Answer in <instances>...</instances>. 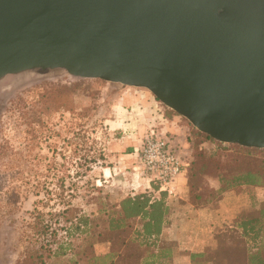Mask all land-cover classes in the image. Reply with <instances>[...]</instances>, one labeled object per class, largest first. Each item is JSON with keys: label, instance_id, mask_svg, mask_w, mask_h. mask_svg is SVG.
Here are the masks:
<instances>
[{"label": "water", "instance_id": "95a60500", "mask_svg": "<svg viewBox=\"0 0 264 264\" xmlns=\"http://www.w3.org/2000/svg\"><path fill=\"white\" fill-rule=\"evenodd\" d=\"M54 70L148 89L212 139L264 149V0H0V82Z\"/></svg>", "mask_w": 264, "mask_h": 264}, {"label": "rangeland", "instance_id": "374dc122", "mask_svg": "<svg viewBox=\"0 0 264 264\" xmlns=\"http://www.w3.org/2000/svg\"><path fill=\"white\" fill-rule=\"evenodd\" d=\"M0 83V264H19L35 247L37 215L51 225L52 213L64 208L71 181L79 185L76 209L92 215L94 229L88 237L67 239L73 250L49 264L108 253L109 214L99 210L114 213L123 199L146 190L138 182L144 177L134 150L150 129L168 132L186 161L193 160L191 141L198 130L148 89L81 79L62 70L11 75ZM138 102L146 105H132ZM200 147L207 156L219 149L212 140ZM86 156L97 157L90 171L82 166ZM115 156L123 159L122 165ZM117 164L120 169L114 172ZM88 180L95 189L87 187ZM207 184L201 191L211 194ZM219 247L207 252L208 262L218 259Z\"/></svg>", "mask_w": 264, "mask_h": 264}, {"label": "trees", "instance_id": "16d2710c", "mask_svg": "<svg viewBox=\"0 0 264 264\" xmlns=\"http://www.w3.org/2000/svg\"><path fill=\"white\" fill-rule=\"evenodd\" d=\"M207 140L218 144V153L205 154L200 146ZM191 142L194 154L186 174L200 205L205 204L201 190L208 178L220 183L215 196L240 186L264 187V149L234 144L227 148L199 131L195 132ZM96 163L97 157L86 156L82 166L88 165L90 171L89 166ZM77 176H81L80 173ZM86 185L95 189L89 180ZM152 185L154 192L129 195L119 203L114 213L99 210L100 213L109 214L110 249L107 254L94 257L83 255L78 261L68 264H166L164 258H159V253L155 252L157 243L148 238L162 232L168 214L165 199L169 194L159 192V187ZM78 186V183L71 181L68 199L61 203L64 208L52 213L54 222L51 225L45 224L41 214L37 215L38 222L33 227L36 238L32 240L35 247L29 248L19 264H49L53 258H64L73 250L72 243L67 239L91 235L94 229L92 215L80 213L74 203ZM237 230L228 229L218 236V259L208 262V253L193 254L192 264H264V204L241 218ZM60 232L66 235L61 236Z\"/></svg>", "mask_w": 264, "mask_h": 264}, {"label": "crops", "instance_id": "0c3cea01", "mask_svg": "<svg viewBox=\"0 0 264 264\" xmlns=\"http://www.w3.org/2000/svg\"><path fill=\"white\" fill-rule=\"evenodd\" d=\"M132 105L141 109L146 104L140 105L138 102ZM167 129L170 132L176 131L173 127ZM117 157L114 160L122 165L123 159ZM118 164L114 172L120 169ZM108 171L112 177V169L109 168ZM207 180L206 186L212 195L203 193L204 205H200L192 193L186 173L179 180L177 196H166L168 214L162 232L148 238L157 243L155 252L159 253V258H164L166 264H192L193 254H204L215 248L218 245V236L223 231L237 230L241 218L264 204V187L240 186L215 196L220 189V183L210 178ZM138 182L145 186V191L154 192V186L145 178H139ZM102 254L107 253L99 255Z\"/></svg>", "mask_w": 264, "mask_h": 264}, {"label": "built area", "instance_id": "2783aa9c", "mask_svg": "<svg viewBox=\"0 0 264 264\" xmlns=\"http://www.w3.org/2000/svg\"><path fill=\"white\" fill-rule=\"evenodd\" d=\"M134 153L138 159L140 176L150 185L156 184L159 192L176 197L179 180L189 166L177 140L163 130L150 129Z\"/></svg>", "mask_w": 264, "mask_h": 264}, {"label": "bare ground", "instance_id": "6f19581e", "mask_svg": "<svg viewBox=\"0 0 264 264\" xmlns=\"http://www.w3.org/2000/svg\"><path fill=\"white\" fill-rule=\"evenodd\" d=\"M24 78V77H23ZM0 85H1V83H0Z\"/></svg>", "mask_w": 264, "mask_h": 264}]
</instances>
